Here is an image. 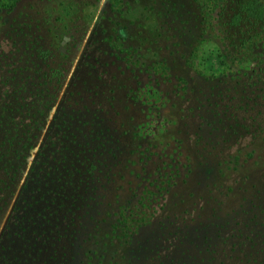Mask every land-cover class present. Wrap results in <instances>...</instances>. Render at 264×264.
Returning a JSON list of instances; mask_svg holds the SVG:
<instances>
[{"label":"rangeland","instance_id":"obj_1","mask_svg":"<svg viewBox=\"0 0 264 264\" xmlns=\"http://www.w3.org/2000/svg\"><path fill=\"white\" fill-rule=\"evenodd\" d=\"M222 6V0H19L15 11L0 13L13 19L16 29L31 31L34 43L41 41L52 53L58 47L66 55L46 58L48 64L53 59L51 66L61 63L62 74L48 120L72 81L75 93L89 86L77 97L76 111L108 120L127 147L129 162L109 170L112 184L102 199L98 225L84 236L82 253L67 258V264H176L181 230L190 233L200 221L221 218L214 245L235 233L233 222L224 225L223 218L239 210V203L264 202V128L255 131L248 118L263 110L264 86L253 87L254 106L243 121L221 112L228 96L213 95L218 90L227 94L237 81L238 89L249 94L251 88L242 84L256 69L253 63L221 64L220 54L233 50L225 48L216 20ZM88 71L100 76L97 85L78 84L84 77L90 81ZM229 104L231 110L237 107L234 100ZM34 155L35 150L28 162ZM108 202L112 207L102 220ZM250 207L245 206L244 216ZM258 207L263 219L256 227L263 231L255 227L258 238L241 252L226 247L228 264H264L258 252L264 246V210ZM117 220L126 236L113 230Z\"/></svg>","mask_w":264,"mask_h":264},{"label":"trees","instance_id":"obj_2","mask_svg":"<svg viewBox=\"0 0 264 264\" xmlns=\"http://www.w3.org/2000/svg\"><path fill=\"white\" fill-rule=\"evenodd\" d=\"M219 1L213 0L214 3ZM222 1L216 20L225 34V48L233 47V50L220 54L221 64L242 66L253 63L256 69L248 77L250 82L242 84L251 88L249 94H246L247 90L238 89L237 81L227 89V94L218 90L213 95L228 96L221 112L233 118L240 115L243 121L245 114L250 113L254 106L256 96L253 87L258 84L264 86V75H261L264 71V0ZM18 2L0 0V13L15 11ZM0 20V226L6 216L0 233V264H67V258H75L82 253L86 247L84 236L88 237L98 225L102 199L112 184L108 180L109 170L129 162L124 155L127 147L122 135L115 134L116 129L109 126L108 120L94 113L89 115V119L84 118L79 110L76 111L74 105L80 99L77 97L90 90L89 86L86 90L79 88L75 93L76 83L72 81L49 121L48 115L55 106L62 74L61 63L51 66L53 59L48 64L46 58H64L66 55L58 51V47L54 49L52 44L54 53L41 41L34 43L36 37L33 33L16 29L13 19L0 15ZM34 29L40 31L39 27ZM21 32L23 35L18 39ZM91 68L94 69V65ZM88 73L90 81L88 76L78 84L82 81L83 85H97L100 76L95 71ZM232 80L234 78L229 79L230 82ZM231 100L237 102L235 110H231ZM205 111L215 112V109ZM248 118L253 120L255 131L264 128V108L255 117ZM227 133L230 134L228 130ZM231 137L227 136L228 139ZM33 150L35 155L28 162ZM129 152L133 150L129 149ZM205 171L209 172V167ZM14 194L16 197L12 200ZM255 202L252 199L249 203H239V210L235 208L229 217L223 218L224 225L228 221L233 222L235 233L222 242L219 240L223 236L211 244L217 231L221 233V218L200 221L190 233V230H181L179 241H176V264H228L227 259L231 257L226 256V249L229 252L239 249L241 252L263 231L256 225L263 219L258 206L264 210V202ZM247 204L251 206L250 213L244 216ZM107 205L102 211V220L106 210L110 213L112 205L110 202ZM116 213L124 215V212ZM214 216L213 211L210 217ZM136 229L138 225L134 226ZM113 230L126 236L122 221L117 220ZM242 239L245 243L241 242ZM253 246L251 243L250 247ZM258 252L264 260V246L258 247Z\"/></svg>","mask_w":264,"mask_h":264},{"label":"flooded vegetation","instance_id":"obj_3","mask_svg":"<svg viewBox=\"0 0 264 264\" xmlns=\"http://www.w3.org/2000/svg\"><path fill=\"white\" fill-rule=\"evenodd\" d=\"M64 38H66V37H64ZM64 38H63V40H62L61 44H63V43H64Z\"/></svg>","mask_w":264,"mask_h":264},{"label":"water","instance_id":"obj_4","mask_svg":"<svg viewBox=\"0 0 264 264\" xmlns=\"http://www.w3.org/2000/svg\"><path fill=\"white\" fill-rule=\"evenodd\" d=\"M66 40V38H64V41Z\"/></svg>","mask_w":264,"mask_h":264}]
</instances>
